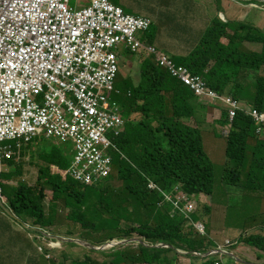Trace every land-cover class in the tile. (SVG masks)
Returning a JSON list of instances; mask_svg holds the SVG:
<instances>
[{
  "label": "trees",
  "instance_id": "trees-1",
  "mask_svg": "<svg viewBox=\"0 0 264 264\" xmlns=\"http://www.w3.org/2000/svg\"><path fill=\"white\" fill-rule=\"evenodd\" d=\"M176 1L181 3V0ZM189 1L196 4L193 0ZM168 3L171 4V0H168ZM156 8L160 11L162 9L159 5ZM156 8L152 10L157 12ZM154 18L152 26H156L155 21L158 19ZM234 23H225L217 17L211 26H201L198 33L203 38L199 45L188 56L178 58L177 63L187 65L195 75L213 82L212 87L215 90L234 96L240 104H245L246 108L264 112V74H260L264 69V37L262 38L260 31L253 28L242 29L237 32V36H231L227 31L234 29ZM149 30L140 33L146 34ZM226 39L229 40L228 44ZM182 40L187 42V37ZM245 41L250 45H261L262 51L248 50L241 45ZM151 43L155 45V41ZM211 62L214 64L212 67L209 66ZM125 81L122 79L118 87L116 85L119 93L113 94V100L122 108L126 118L135 115L141 119L129 121L125 132L116 140L120 152L125 156L114 154L115 169L112 176L102 184L104 189L97 194L100 198L99 204L84 207L88 187L71 178L63 179V170L51 171L52 165L66 169L72 161V154L69 152L71 148L66 147L61 151V146L58 145L34 152L37 157L31 159L32 164L37 166L43 162L42 166H37V185H26L20 181L11 192L2 189L3 195L7 196L14 214L33 219L31 226L39 227L36 230L39 232L45 226H53L56 219V205L48 206L49 212L44 206L47 191H50L52 204L60 206L58 200H62L67 207L64 210L60 206L70 218H66V222L73 220L77 224L81 223L84 228H90V224L96 227L101 216L113 213L116 221L114 230L119 237L111 240H133L136 239L133 236L137 232L153 244L165 242L175 248L196 252L198 248L205 246L207 240L201 237L192 239L191 237L196 235L193 227L189 232L183 231L186 220L171 217L173 206L168 198L176 200L181 189L191 195L201 192L213 194L214 164L206 152L202 131L188 124L197 114L200 115L208 109L203 107V103H199V97L188 86L173 77L152 57L144 58L141 64V80L137 87L130 89L131 84H125ZM223 111L219 121L221 125H226L229 123V113L226 109ZM256 129L252 118L244 112H239L228 138L227 157L241 168L242 174H252L254 183L247 184L245 188L264 192V134L257 135ZM7 161L11 159L8 158ZM15 162L11 161L10 166L14 167ZM239 173L238 170L232 172L235 184H239ZM15 175L20 173H4L3 177L15 178ZM226 180L231 181L229 176H226ZM111 183L115 184L111 186ZM151 183H155L161 190L151 188ZM134 201L139 205L136 213L128 208ZM143 211L147 215L145 223L129 226L135 215L142 216ZM195 218L198 219V215ZM122 220L128 226L119 229L118 225ZM101 225L106 229L109 223L102 221ZM263 234H245L242 241L248 246H257L264 251ZM140 236L137 239H140ZM101 243L107 242H98L95 246H102ZM47 247L50 245L47 244ZM199 250L203 251L204 248ZM116 254V259L110 264H129V256L124 261L122 253ZM188 257L194 261L199 260L193 255ZM137 260L149 264H181V256L175 249L152 248L144 244L141 245L140 257ZM52 264L56 263L52 261ZM73 264L100 263L87 256L85 260Z\"/></svg>",
  "mask_w": 264,
  "mask_h": 264
},
{
  "label": "built area",
  "instance_id": "built-area-1",
  "mask_svg": "<svg viewBox=\"0 0 264 264\" xmlns=\"http://www.w3.org/2000/svg\"><path fill=\"white\" fill-rule=\"evenodd\" d=\"M5 1L0 0L4 7ZM20 1L23 6L24 0ZM44 1L51 5L53 19L41 39L48 47L61 44L65 50L45 53L42 45L39 50L43 60H36L34 50L24 49V69L11 76L5 74V64L1 62L0 163L13 154L11 146L1 145L3 141H29L44 133L76 143L78 155L64 176L69 173L81 183L95 185L113 170L99 146L108 144V131L119 134L124 125L116 103L111 101L119 67L115 49L123 46L120 50L139 54L154 51L153 46L141 49L139 38V33L148 31L153 21L128 15L109 0H89L81 9L69 7V0ZM165 67L198 96L219 97L212 88L199 92L206 80L189 68L178 69L177 64ZM5 95L12 100L5 102ZM227 102L234 120L239 104L230 98ZM263 115L257 110L252 113L256 122L264 124Z\"/></svg>",
  "mask_w": 264,
  "mask_h": 264
},
{
  "label": "rangeland",
  "instance_id": "rangeland-1",
  "mask_svg": "<svg viewBox=\"0 0 264 264\" xmlns=\"http://www.w3.org/2000/svg\"><path fill=\"white\" fill-rule=\"evenodd\" d=\"M38 1L43 2L44 0L33 1L29 5V12L15 13L11 18L8 19L28 25L33 24V13L37 12V8L34 10L31 8L35 7L37 4L39 5ZM110 1L115 5H124L118 0ZM135 1L136 0L131 1V6L124 5L123 8L127 14H141L154 20V17L151 14L147 15V13L143 11V6L152 9L159 5L162 7L161 11L173 10L178 13L184 11L186 16L188 15L187 9H192L193 11L195 9L201 15L200 24L194 25L192 22H190V25L193 28H197L205 25L204 13L206 11L205 7H207L211 17L213 15L215 17H219L223 21L229 19H233L235 21L234 29H229L227 31V33L231 36H237V32L242 29L253 28L260 31L262 38L264 37V9L263 11L259 8L255 9L249 6L248 2H241L243 6V12L238 11L236 13L233 9H226L228 2L224 0H194L196 4L184 3V0H181V3L176 0H171V3L179 4V7H177L179 9L172 7L168 3V0H138L140 12L137 13V11L135 12L131 10V7H135ZM164 1L166 5H164ZM85 2L86 0H80L79 2L72 1L71 6L82 8ZM202 4H204L205 7ZM157 12H160V10L157 9ZM192 15H195V13L192 12ZM234 15H237V20L234 18ZM155 23L157 27L152 26L149 32L146 34L140 33L139 38L146 43H148V41H155V45H158L159 38L164 42L170 40L169 37L162 36L164 33H161L159 22L155 21ZM178 33L181 34V36L178 38L181 40L189 35L186 30H179ZM202 38L203 36H201V38L198 40L197 46L199 45ZM226 41L228 44L229 40L226 39ZM176 42L177 40L175 39L173 43ZM241 45L245 46L251 51H262V47L259 44L250 45L248 41H245L244 44ZM179 49L186 50L188 49V46L186 47V45H182L179 46ZM162 50L166 52L170 51L166 49ZM117 56L119 59V67L115 86L117 85L118 87L123 79L126 80L125 84L128 82L131 84L130 89L137 87L141 80V64L146 56L135 54L129 49L125 51L120 50ZM260 74L263 75L264 72L261 71ZM125 84L124 86L126 87ZM222 94L226 95V93ZM202 102H204V100L199 101L200 104H202ZM208 103L209 100L207 99L205 104ZM209 108V116L212 119V123L209 122V117L207 115L208 111L201 113L200 115L197 114L195 118L188 122L190 127H193L194 129H200L202 131V138L205 144L206 152L209 154L215 165L213 194L211 196H206V198H196L197 203L200 205V210L204 211L203 207L206 205L211 209V213L209 215L201 214L200 220L207 226L211 241H218L220 244H223L228 238L240 240V243L237 245L236 249H240L237 255L244 259L243 264H264V251L250 248L242 241V237L245 234L264 233V192L261 190H247L239 186H234L233 184H229L226 180V176H229V179L234 181L232 172L234 170H238L240 172V177L237 182L240 184V186H246L247 184L254 183L252 174H242L241 168L234 164L231 160H228V139L227 137L221 135L222 128L218 119L221 117L222 109L216 108V115L215 110L208 106V109ZM54 145L61 146V151H64L66 147L71 148L70 144H64L55 138L48 139L43 134H40L39 137H37L31 143V147L28 149L26 148L25 151L20 155V159L16 160L15 163L16 165H19L18 170L22 172V174L21 176L16 177L17 179H13V181L18 183L20 181H24L26 185L31 186L37 185L39 168L30 164L31 159L36 158L37 155L35 154L33 158L29 157L28 155L34 154L37 149L44 150ZM42 164L43 162L40 163V165ZM114 184L115 183H111V186ZM108 185L109 184H106V186ZM104 187L105 186H103L102 183L94 187H88V197H86L84 207H90L92 204H99L100 198L97 194L102 191ZM116 191H118V189ZM8 192L11 191L8 190ZM155 192L156 190H154V193ZM58 201L60 202V206H62L65 210L67 207L64 205L62 200ZM51 205H56V219L54 224L53 226H45L44 229H40L42 232H39L36 231L39 229V227L31 226L34 223L33 219L28 218L32 221L31 222L23 216L14 214L15 212L10 207L7 196L2 195V201L0 200V264H52V261H54L56 264H73V262L85 260L87 256L92 257L100 264H103L104 262L110 264L112 261H114L113 258L117 256L116 253L118 252L122 253L124 261H126L127 257L129 256V264H149L137 260V258L140 257L141 245L144 244L152 248H155V245L151 244L145 239H143V242H138L139 240L137 241V238L140 235L137 232H135L133 236L136 238V242L130 241V238H126V242L122 243V240L124 239H118L119 245L108 249L104 253H100V251H94L89 245L72 242L80 239L87 241L92 245H96L98 242H108L112 238H118L119 234H117L114 230L116 221L115 215L113 213H105L103 216H101L100 222L96 227L90 224V228H84L81 226V223L77 224L73 220L66 222V218L70 219L69 216H66L67 214L63 212L62 207H60L58 204H52V194L50 191H47V197L44 201V206L48 208V206ZM138 206V203L134 201L131 206H128V208L130 210H134L136 213ZM48 212L46 213L47 215ZM141 215L142 216L138 215L137 217L135 215V219H133L135 226L145 223V217L147 215L144 211L141 213ZM102 221H107L109 223V226L106 229L101 225ZM126 225L128 226V224L123 221L118 225V227L121 229L122 227H126ZM130 225H132V223H129V226ZM183 231L188 232V227L186 226ZM52 235L60 237L59 239H67V241H61L59 245L54 248L52 246L47 247V244H52V242L54 243L53 240L48 239L51 238ZM191 238L194 240L199 239V235L196 234ZM66 242H70V244ZM131 242L132 244H130ZM156 247L168 250L173 249L165 242L158 243ZM259 252H261V254ZM133 258H135V260ZM116 264L119 263L117 262Z\"/></svg>",
  "mask_w": 264,
  "mask_h": 264
},
{
  "label": "clouds",
  "instance_id": "clouds-1",
  "mask_svg": "<svg viewBox=\"0 0 264 264\" xmlns=\"http://www.w3.org/2000/svg\"><path fill=\"white\" fill-rule=\"evenodd\" d=\"M33 1H35V0H24L23 3H25V5L23 4V6L20 5V2H21L20 0H6L5 1L6 2V6L5 7L0 3V34L9 36V45H12L13 43H15L16 46H17L15 57L14 58H10V59H6L4 61L5 70H6L5 74L8 75V76L16 74V73H18V72H20L21 70L24 69V66H22V65L19 66V67H14V60L16 58L21 57L24 61L26 60V57L24 56V52H23L24 49L34 50L35 59L39 60V56L38 55L40 53V50L39 49L35 50V46H37V41L34 39V40H31L29 42V44H25L24 43V39L29 37L30 35L35 37V38L41 39L42 35L46 31V27L48 26L50 21L53 19V13L51 11V5L49 4V2H46V1H43V2L42 1H38L39 5L37 4L35 7L31 8L33 10L35 8H37V12L33 13L34 23L31 24V25H28V24H25V23H20V22H17V21H11L10 19H8V18H11L15 13L29 12V10H30L29 5ZM72 1L79 2L80 0H69V7H71L72 9H74V8L75 9H81V8H77V7L71 6V2ZM224 1H227L228 3H232L233 5H235L236 7H235L234 11L236 13L238 11L243 12V6H242L241 2H248V5L253 7V8H255V9L259 8L262 11L264 9V0H224ZM255 2H259V3H255ZM87 4H89V0H86L85 4L83 6H85ZM115 6H118V7L122 8L123 11L125 12V10L123 8L124 6H122V5H115ZM173 7L177 8L178 5L176 4ZM128 15H130V14H128ZM4 16H6V17H4ZM132 16H136V17L140 16V17L149 18V17L144 16V15H132ZM234 18L237 20V15H234ZM151 20H152V18H151ZM229 20H232L233 22H235L233 19H229ZM229 20H225L224 22L229 21ZM153 24H154V22H153ZM10 30H11V33H10ZM16 31H20L21 35H16L15 34ZM187 41H188V37H187ZM160 49H162V48H160ZM3 51L4 50L0 51V55H1V53ZM117 53L119 54V51ZM135 54L145 55L146 57H149V56H147V54H139V53H135ZM118 61H119V59H118ZM33 64H34V62H33ZM176 64L178 66L180 65L178 63H176ZM161 67H163V66H161ZM163 68L167 69L170 72V70L167 67H163ZM171 75L173 77H175L172 73H171ZM201 77H203V76H201ZM175 78L179 79L178 77H175ZM116 79H117V77H116ZM179 80H181V79H179ZM189 88L191 89V87H189ZM212 89H214V88H212ZM215 91L218 93L217 90H215ZM115 92H116V86H115ZM114 93H112V95H111V98H112L111 101H112V103H116L118 109L120 110V113H119V110L117 111V113L123 119L124 125H123V127L121 126V132H119V134H116L114 130L108 131L106 133V138H107L108 144L107 145L106 144L105 145L102 144V145L99 146V149L105 154V157L109 158L111 163H112V169L113 170H111L112 171V172H110L111 174H109L106 178L102 179L101 181H99L95 185H86L84 183H81V182L75 180L69 173L66 176H63V179H70L71 178V179L75 180L76 182H78L79 184H81V185H83L85 187H94L96 185H99L100 183L103 184L106 180H108L107 178H110L112 176V174L114 172V169H115V165L113 163L114 154L119 153V154H122L123 156H125L122 152H120V150L118 148V145L116 144V140L121 136V134L123 132H125L126 124L129 121H134V119L139 121V119H141V118H136L135 115H133V116L131 115V117L129 119L126 118L124 116V114H123L122 108L118 105L117 102H115L113 100V94ZM129 95H131V93ZM223 96L224 97H229L228 94H226V95L223 94ZM198 97H199L200 100H204V102H202L203 104H205V101L207 99L210 101V98H208V97L207 98L206 97H200V96H198ZM237 103L239 104V108L236 109V112H235V115H234V120H235L236 115L239 112H244V113H246L248 116H250L252 118L253 123L257 126L256 134L260 135V136L262 134H264V124H263V122H256L255 119L252 116V113L255 110L250 109V108H246L245 104H240L238 101H237ZM219 108L222 109L221 117L218 118L219 120H221V118H222L224 109H226L227 110L226 112L229 113V123H227L226 125H220L219 124L221 126V128H222L221 135L227 137V139H228L230 137V135H231V131H232V128H233L234 120L231 119L230 109H227V107L224 106V105H221ZM213 109L215 110V114H216L217 109L216 108H213ZM209 110H210V108L208 109L207 115L209 117V122L212 123V119L209 116ZM258 112L260 114H264V112H262V111H258ZM214 124H216V123H214ZM41 134H43L48 139L49 138H55V137H47L44 133H41ZM39 135L40 134H38L36 136L39 137ZM35 139L36 138L32 137L29 141H25V139L5 140V141H3L1 143V145L2 146H11L12 147L13 154L10 157V159H11V161H16V160L20 159V155L23 152H18L15 149L19 148V147H25V148L28 149L29 147H31V143ZM55 139H57V138H55ZM57 140H59L60 142H62L64 144H70L71 145V149H70L69 152L72 154V161H71L70 166L68 168H66V169H60L56 165L50 166V169H51V171H54V172H57L59 170H64V171L68 172L71 169L73 163L75 162V158L78 155V149H76L77 145H75L76 143H73L72 141L63 142L60 139H57ZM11 141H13V143H10ZM18 144L20 146H18ZM7 159L8 158H4L1 161V163H0V200L1 201H2V195H3L2 189L5 188V189L11 191L12 188L17 187L19 185V183L13 181V179H17L16 177L21 176V174H22V172H20L18 170L19 169V165L14 164V167H12V166H10V162L11 161H7ZM30 164L33 165V166H36V165L32 164V160H31ZM213 164H214V162H213ZM213 170H214V177H215V165L213 166ZM16 172H19L20 175L13 176L15 178H12V177L11 178H4L3 177L4 173L5 174H12V173H16ZM38 179H39V177H38ZM21 182H24V181H21ZM228 183L229 184H233L234 186H239V187L243 188V186H240V184H235L234 181H229ZM14 184H16V185H14ZM150 187L151 188H155L156 190H161L160 187L157 186L155 183H151ZM211 195L212 194H207L206 192H201L199 194L191 195L190 193H188L185 190L181 189V191H180V193H179V195H178L176 200L172 199L171 197L168 198V200L172 203V206H173V209L171 210V217L172 218L181 217V218L185 219L186 220L185 227L187 226L189 231L193 227L195 233L198 234L199 237L204 238V239L207 240V243L204 246V250L200 251L199 248H198V251H196V252L195 251L191 252V251H189L187 249H183V248H175V247H173L170 244H168V245H170L173 249H175L177 251V253L180 254V256H181V260H180L181 264H243L244 263V259L240 258L237 255V253L240 251V249H236L237 245L240 243V240L239 239H229L228 238L223 244H220L218 241H211L210 238H209L207 226L204 224V222H202L200 220V215L201 214L209 215L211 213V209L206 205V206L203 207L204 211L200 210V205L197 203L196 198L197 197L206 198V196H211ZM3 196H5V195H3ZM197 215L199 217L198 218L199 220L195 218V216H197ZM131 223H132V225H134V221H132ZM78 240H80V239H78ZM116 240L119 242L118 239L110 240L106 244H103L102 246H105L108 243L116 242ZM81 241H84V240H81ZM208 241H211L213 243H210ZM138 242H143V237L140 236V239H139ZM151 244H153V243H151ZM157 244H154L155 248H157L156 247ZM209 244H211V246H209ZM117 245H119V244H117ZM93 246H95V245H93ZM102 246H96V247H102ZM249 247L253 248V249H256V250H260L257 246H249ZM94 250H96V249H94ZM107 250H104V251H107ZM261 251H263V250H261ZM259 253L261 254V252H259ZM190 255H193L194 257L199 258V260H197V261L192 260L190 257H188Z\"/></svg>",
  "mask_w": 264,
  "mask_h": 264
},
{
  "label": "bare ground",
  "instance_id": "bare-ground-1",
  "mask_svg": "<svg viewBox=\"0 0 264 264\" xmlns=\"http://www.w3.org/2000/svg\"><path fill=\"white\" fill-rule=\"evenodd\" d=\"M172 5L173 6H175L176 4L175 3H172ZM178 5V7H179V4H177ZM207 10L205 11V13H204V23H205V25H210L211 26V24L213 23V21H214V19H216L217 17H215V16H213L212 15V17H211V15H210V13L208 12V8H206ZM201 16V15H200ZM149 19H151L150 17H149ZM229 21H232V20H229ZM229 21H226L225 23H227V22H229ZM233 22V21H232ZM10 33H11V30H10ZM15 34L16 35H21V32L20 31H16L15 32ZM36 40L37 41V46H35V50H38L39 49V47H41L42 45L44 46V52L45 53H50V52H55V51H58V50H62V51H64L65 50V48H64V46L63 45H61V44H59V45H57V46H52V47H48V46H46V41H44V40H42V39H38V38H35V37H33V36H29V37H27V38H25L24 39V43L25 44H29V42L31 41V40ZM149 46H153L155 49H154V51H152V50H149L148 52H147V56H149V57H152L158 64H160L161 66H163V67H165L166 65H168V64H176L177 63V59L178 58H182V57H186V56H188V55H186V56H184V55H182L181 53H176V52H171V51H164V50H162V49H160L157 45H154L153 43H151V42H149L148 41V43H146V42H144V41H142V47H141V49H146V48H148ZM123 46H120V47H118L117 49H115V50H117V51H119L121 48H122ZM2 50H4L2 53H1V55H0V64H1V62H3V61H5L6 59H10V58H14L15 57V53H16V50H17V46H16V44L15 43H13L12 45H9V36L8 35H3V34H0V51H2ZM139 53V52H138ZM39 58H41L42 60H43V55L42 54H40L39 53ZM23 59L21 58V57H18V58H16L15 60H14V67H19V66H21L22 65V63H23ZM162 61L164 62L163 64H162ZM214 64L211 62V64L209 65L210 67H212ZM208 66V67H209ZM181 68H189L187 65H185V64H180L179 66H178V69H181ZM263 72H264V69L262 70ZM1 79V78H0ZM18 81V80H17ZM180 81H182V80H180ZM182 83L184 84V85H186V83L184 82V81H182ZM213 82H211V81H208V80H206V84L204 85V86H202V87H200L199 88V92H204V91H206L207 89H211V88H213L212 86H213ZM187 86V85H186ZM116 92L117 93H119V91L118 90H116ZM194 93H195V95L196 96H198V92L197 91H194ZM218 95H219V97H212L211 99H210V101H209V103L208 104H204V108H207L208 109V106L209 107H212V108H219L221 105H223V104H225L226 106H227V109H230L231 108V106H229L228 105V102H227V98H230V99H232V100H234V101H237L235 98H234V96H232V95H229V97H224L223 96V94L222 93H220L219 91H218ZM12 100V97L11 96H9V95H5V97H4V101L5 102H10ZM206 105H208V106H206ZM264 116V115H263ZM34 138H37V136H33ZM10 143H13V141H11ZM25 147H19V148H16L15 150L16 151H18V152H24L25 151ZM29 157H34L35 156V154H29L28 155ZM43 165V164H42ZM42 165H37L38 167L39 166H42ZM67 172L66 171H64L63 170V176L66 174ZM243 188L244 189H247V188H245V186H243ZM248 190V189H247ZM51 194H52V192H50ZM91 197V196H90ZM89 197V198H90ZM64 212V211H63ZM65 213V212H64ZM51 238H54L55 240H53L54 241V243L52 242V244L51 243H49V245L50 246H52L53 248L54 247H56V246H58L59 245V243L62 241V242H64V240L65 241H67V239H59L60 237H57V236H51ZM139 239H137V241H138ZM123 241H125V240H122V242ZM130 241H135V239H133V240H130ZM118 242V241H117ZM136 242V241H135ZM58 243V244H57ZM66 243H68V244H70V242H66ZM92 248V247H91ZM93 249V248H92ZM97 251H104L103 249L102 250H97ZM114 260L116 259L115 257L113 258ZM119 263V262H118ZM116 264V263H115Z\"/></svg>",
  "mask_w": 264,
  "mask_h": 264
},
{
  "label": "crops",
  "instance_id": "crops-1",
  "mask_svg": "<svg viewBox=\"0 0 264 264\" xmlns=\"http://www.w3.org/2000/svg\"><path fill=\"white\" fill-rule=\"evenodd\" d=\"M124 5L131 6V1L132 0H118ZM135 7H131V10L137 11V13L140 12V5L138 4L139 1H135ZM184 3H191L189 0H184ZM123 5V6H124ZM172 7V3L170 4ZM235 5L232 3H227L226 8L227 9H233L235 10ZM143 11H145L148 14H151L153 17H156L158 19L157 22H159L160 27H161V33L162 36H167L170 38V40H167L164 42L159 38L158 42V47L166 50H170L171 52H176V53H181L182 55L186 56L187 54L191 53L198 44V40L201 38V34L198 33V30H201V27L193 28L190 25V22H192L194 25H199L201 16L200 13L194 9H187L188 10V15H185L184 11L181 12H175L173 10H168V11H160V12H155L151 8H148L146 6H143ZM179 9V8H176ZM192 12L195 13V15H192ZM136 15H141V14H136ZM145 16V15H144ZM155 19V18H154ZM189 21V22H188ZM186 22V23H185ZM179 30H186L189 35L188 38V43L185 40L178 39V37L181 36V34L178 33ZM177 40L176 43H173L174 40ZM186 45L188 46V49L186 50H180L179 46Z\"/></svg>",
  "mask_w": 264,
  "mask_h": 264
},
{
  "label": "water",
  "instance_id": "water-1",
  "mask_svg": "<svg viewBox=\"0 0 264 264\" xmlns=\"http://www.w3.org/2000/svg\"><path fill=\"white\" fill-rule=\"evenodd\" d=\"M72 242H76V243H80V244H84V245H89L91 246L93 249H96V250H107L109 248H112L114 246H116L119 242H113V243H108L107 245L105 246H102V247H96V246H93L91 245L90 243L86 242V241H81V240H77V241H72Z\"/></svg>",
  "mask_w": 264,
  "mask_h": 264
}]
</instances>
